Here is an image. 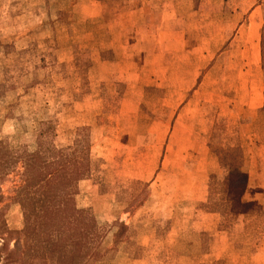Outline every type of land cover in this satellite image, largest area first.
Listing matches in <instances>:
<instances>
[{
  "label": "rangeland",
  "instance_id": "1",
  "mask_svg": "<svg viewBox=\"0 0 264 264\" xmlns=\"http://www.w3.org/2000/svg\"><path fill=\"white\" fill-rule=\"evenodd\" d=\"M262 91L264 0H0V247L26 155L61 151L88 165L74 204L94 225L54 254L264 264ZM211 143L251 156L239 208Z\"/></svg>",
  "mask_w": 264,
  "mask_h": 264
},
{
  "label": "trees",
  "instance_id": "2",
  "mask_svg": "<svg viewBox=\"0 0 264 264\" xmlns=\"http://www.w3.org/2000/svg\"><path fill=\"white\" fill-rule=\"evenodd\" d=\"M215 146L209 144L210 152L227 172L228 187L234 191L233 206L239 208L248 185L243 170L248 155L238 144ZM87 173L86 162L62 155L61 151L56 152L52 161H45L36 153L26 155L22 185L16 191L23 213V229L17 232L12 249L3 242L0 264H77L79 248L71 256L56 255L50 248L54 242L63 241H77L81 247L82 232L94 225L74 204L76 186ZM233 213L244 214L243 211Z\"/></svg>",
  "mask_w": 264,
  "mask_h": 264
},
{
  "label": "crops",
  "instance_id": "3",
  "mask_svg": "<svg viewBox=\"0 0 264 264\" xmlns=\"http://www.w3.org/2000/svg\"><path fill=\"white\" fill-rule=\"evenodd\" d=\"M258 98H259V101H257L258 102V106L251 107L252 98H250L249 101L247 102V108H248L247 112L250 113V116H251L252 113H254L255 115L258 114V116H260L264 112V92L263 91L260 92V97H258ZM261 138L264 139V136L260 137V139ZM246 161L249 163V161H251V156H248V160H246ZM246 161H245V163H246ZM245 163H244V165H245ZM245 169H246V166H244V169H243L244 172H245ZM249 182H251V178L248 175V186L250 185ZM133 262H134V264H144L145 261H143V260H133Z\"/></svg>",
  "mask_w": 264,
  "mask_h": 264
}]
</instances>
